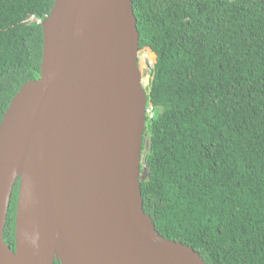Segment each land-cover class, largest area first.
Instances as JSON below:
<instances>
[{"label":"water","instance_id":"95a60500","mask_svg":"<svg viewBox=\"0 0 264 264\" xmlns=\"http://www.w3.org/2000/svg\"><path fill=\"white\" fill-rule=\"evenodd\" d=\"M41 25L40 76L0 123V264H207L144 210L151 75L133 1L55 0Z\"/></svg>","mask_w":264,"mask_h":264},{"label":"trees","instance_id":"16d2710c","mask_svg":"<svg viewBox=\"0 0 264 264\" xmlns=\"http://www.w3.org/2000/svg\"><path fill=\"white\" fill-rule=\"evenodd\" d=\"M54 1L0 0V123L40 76L39 21ZM132 1L139 49L155 56L145 212L207 264H264V0ZM19 184L4 231L13 249Z\"/></svg>","mask_w":264,"mask_h":264},{"label":"rangeland","instance_id":"374dc122","mask_svg":"<svg viewBox=\"0 0 264 264\" xmlns=\"http://www.w3.org/2000/svg\"><path fill=\"white\" fill-rule=\"evenodd\" d=\"M148 52V55H145V53ZM140 66H141V70H142V74L143 77L146 76V74H148L149 72L152 71L153 68V63L155 61V56L152 54L151 51L147 50V51H140ZM148 143V140H145ZM148 148L144 149L147 150ZM146 166H144L143 170V174H145L146 171Z\"/></svg>","mask_w":264,"mask_h":264},{"label":"built area","instance_id":"2783aa9c","mask_svg":"<svg viewBox=\"0 0 264 264\" xmlns=\"http://www.w3.org/2000/svg\"><path fill=\"white\" fill-rule=\"evenodd\" d=\"M146 111H147V115L149 117H151L152 116V107L151 106L147 107Z\"/></svg>","mask_w":264,"mask_h":264},{"label":"clouds","instance_id":"9594fccd","mask_svg":"<svg viewBox=\"0 0 264 264\" xmlns=\"http://www.w3.org/2000/svg\"><path fill=\"white\" fill-rule=\"evenodd\" d=\"M33 19H34V18H33ZM39 22L42 23L43 21H39ZM149 106H150V104L148 103V104H147V107H149ZM146 109H147V108H146ZM148 117H149V116L147 115V118H148Z\"/></svg>","mask_w":264,"mask_h":264}]
</instances>
